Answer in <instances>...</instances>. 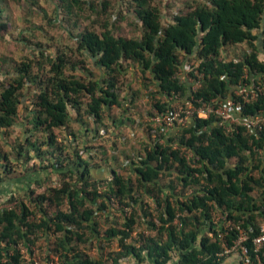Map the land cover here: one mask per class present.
<instances>
[{
    "label": "trees",
    "instance_id": "1",
    "mask_svg": "<svg viewBox=\"0 0 264 264\" xmlns=\"http://www.w3.org/2000/svg\"><path fill=\"white\" fill-rule=\"evenodd\" d=\"M51 1L53 18L39 10L65 31L57 45L33 41L27 31L19 36L27 55L0 68V143L20 110L28 111L30 125L14 155L0 145V186L24 175L21 166L31 160H49L47 174L32 172L20 197L10 195L14 205L0 207V264H24L21 244L33 258L39 236L49 241L53 233L42 264L55 263L52 249L62 264H120L131 255L138 263L221 264L226 257L220 254L238 238L237 225L248 236L247 259L258 264L253 239L264 225V91L244 100L236 90L254 83L264 90V0H187L169 21L159 1L129 0V33L121 29L125 13L109 11L111 0ZM6 11L7 0H0L1 31L13 28ZM239 43L249 51L225 57V47ZM129 67L148 81L145 87L153 86L154 116L171 110L174 99L218 106L232 98L242 104L241 114L261 119L259 126L238 123L227 131L216 113L196 115L169 135L156 129L163 140L113 167L110 179L91 174L88 147L64 156L57 131L72 136L73 123L103 124L113 106L123 107L119 81ZM196 80L200 85L193 88ZM130 96L132 102L137 94ZM36 164L30 168L37 170ZM56 171L62 178L54 184L48 173ZM113 203L122 219L105 231L120 247L109 252V263L79 245L88 234L101 240L99 217L110 216ZM225 220L234 226L227 233ZM134 232L138 244L129 241ZM259 253L264 262V248Z\"/></svg>",
    "mask_w": 264,
    "mask_h": 264
},
{
    "label": "rangeland",
    "instance_id": "2",
    "mask_svg": "<svg viewBox=\"0 0 264 264\" xmlns=\"http://www.w3.org/2000/svg\"><path fill=\"white\" fill-rule=\"evenodd\" d=\"M37 1L36 4H33L32 0L28 3L25 0L22 1V3H25L21 6L17 0H7L6 15L11 18L13 28L10 31L0 30V68L2 66L8 67L9 61L21 59L24 55H27V50L24 46L25 42L19 39V36L26 34L27 31L30 37L33 38V41H41L47 45H57L56 41L58 37L65 32L54 20L52 26L48 24L47 18L42 15L43 13H40L41 11L39 9L44 8L47 17L53 18L54 3L51 0ZM156 1L161 3L166 20L169 21L171 19V13H176V11L181 9L187 0ZM111 2L113 5L109 7V11H112L114 16L120 12L126 15L124 21L121 22L122 31L126 33L133 31L134 26L127 25V22L132 18L131 12L128 11L129 0H111ZM247 51H249V47L246 43L226 46L224 50L225 57L227 58H239ZM260 57L264 58V55L260 53ZM4 59L6 62H4ZM189 63L194 64V61L191 60ZM129 69L130 71L119 81L120 100L123 103V107L113 106L109 111V117L105 118V123L94 124L91 119H88L83 125L77 122L73 123L71 130L74 132V135L72 136L66 129L57 131L58 141L65 146V149L62 150L64 156L73 155L76 150L88 147L91 154L85 157H87L89 162L91 174L96 168L98 173L104 175L107 168L109 172L106 173L107 176L105 178L107 177L108 179L112 176L110 171L113 167L116 169L120 168L128 159H132L133 157L137 158L139 155H142L146 145L151 144V141L157 138H160L162 141L163 137H165L158 135L159 132L155 129L152 121L154 117V104L157 102V97L151 96L152 92L150 88L153 86L150 87L149 84L145 87V82L148 81L142 78V75L138 71L136 72L135 68L129 67ZM95 71L98 72L97 69ZM187 71L188 69H185L184 75L188 76ZM1 76L0 74V78ZM189 81H191L190 78ZM193 88H196V85ZM132 94H137V96L131 102L130 95ZM178 103L172 101L171 104L180 106ZM27 113L28 111L24 109L20 110L17 124L10 129L11 133L0 143L1 147L10 154L14 155L16 153L14 146L24 138L25 130L30 127L25 118ZM101 125H105V128H102ZM87 127L89 130H87ZM160 132L165 135L167 131ZM43 150L44 153L49 151L48 146H43ZM44 158H46V155H44ZM43 161L40 162L38 159L31 160L28 164L21 166V169L25 172L24 175H20V178H16V180L6 181L0 186V207L14 205V203H9L10 195L14 193L15 196L20 197L24 187L33 178V175H31L32 172L42 177L47 174L45 166L49 163V160L47 162L46 160ZM33 163H38L36 164L37 170L30 168ZM23 172H20V174ZM48 176L54 184L62 178L61 174L57 171L54 173L49 172ZM110 211V216L106 217V215H102L99 217L102 234L101 240L96 239L92 234H88V239L79 245V249L83 252H86L92 257L102 256L109 263L112 262V256L109 252L118 251L120 247L118 246L117 239L107 240L105 231L116 221L118 222L122 219V212L117 203L112 204ZM137 239H139L138 233L134 232L129 241L138 244ZM54 242L55 235L53 233L49 241L45 237L39 236L37 243L33 245L37 253L40 254V257L38 256L37 259H39L41 264V258L43 259L45 249H50V246L53 247ZM52 250L51 255L55 262L54 264H62L59 256ZM129 261L132 264H149L147 259L138 263V260L133 255L129 257Z\"/></svg>",
    "mask_w": 264,
    "mask_h": 264
},
{
    "label": "built area",
    "instance_id": "3",
    "mask_svg": "<svg viewBox=\"0 0 264 264\" xmlns=\"http://www.w3.org/2000/svg\"><path fill=\"white\" fill-rule=\"evenodd\" d=\"M201 76V75H199ZM191 81L192 78L190 79ZM198 87L200 85L199 80H196L194 86ZM264 91L259 85H249V86H240L236 93L241 95L244 100H248L250 97H256L258 93H262ZM174 102H179L178 99H174ZM180 106L172 104L171 110L167 112H160L152 118L153 125L155 129H159L160 131H167L171 129L175 125H186L189 120L193 116H201L206 117L209 113H216L219 118V124L224 126L227 131H232L235 124H243L247 126L249 129H255L259 126L260 118L250 117L249 115H243L242 113V104L233 100L232 98L226 99L225 101L219 103L218 106L214 104H201V106H195L192 101H187L184 105L180 102L178 103ZM192 153L189 152L188 157H191ZM220 219V218H217ZM225 219V218H223ZM224 228L226 229V233L230 228H233L232 222L229 220L223 221ZM239 229L238 238L235 240L234 244L225 248V250L220 254V256L228 257L234 253H238L241 257V260H244L245 264H251L249 262L248 255V247L245 245L247 240L246 231L237 225ZM254 243V252L256 254L257 260L259 259L258 264H264V262L260 259V251L264 248V225H262L260 233L253 239ZM20 249L22 253L25 255L24 264H30L33 261L35 264H41L39 259H37V250L34 249V257L30 256V249L28 245L21 244ZM121 264H132L129 261V258H122L120 260Z\"/></svg>",
    "mask_w": 264,
    "mask_h": 264
},
{
    "label": "crops",
    "instance_id": "4",
    "mask_svg": "<svg viewBox=\"0 0 264 264\" xmlns=\"http://www.w3.org/2000/svg\"><path fill=\"white\" fill-rule=\"evenodd\" d=\"M264 55V54H263ZM182 77L185 79L187 77V75H184V73L182 74ZM172 131H174V129H168L167 132H166V135H169ZM99 171H102V170H99ZM109 172L108 169L106 168V173ZM93 174H96L97 176H107L106 173L103 175L101 173H98L97 172V169L95 168L93 171H92ZM219 220V219H217ZM148 260V259H147ZM149 264H153V262H151L150 260L147 261ZM140 264V263H139ZM221 264H241V257L238 253H234L228 257H226L224 259V261L221 263Z\"/></svg>",
    "mask_w": 264,
    "mask_h": 264
}]
</instances>
